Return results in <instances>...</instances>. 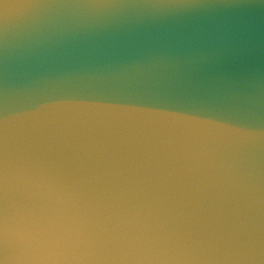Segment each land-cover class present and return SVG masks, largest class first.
<instances>
[{
	"label": "water",
	"instance_id": "obj_1",
	"mask_svg": "<svg viewBox=\"0 0 264 264\" xmlns=\"http://www.w3.org/2000/svg\"><path fill=\"white\" fill-rule=\"evenodd\" d=\"M0 264H264V0H0Z\"/></svg>",
	"mask_w": 264,
	"mask_h": 264
}]
</instances>
